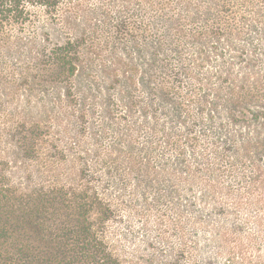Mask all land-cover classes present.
<instances>
[{"label": "rangeland", "instance_id": "rangeland-1", "mask_svg": "<svg viewBox=\"0 0 264 264\" xmlns=\"http://www.w3.org/2000/svg\"><path fill=\"white\" fill-rule=\"evenodd\" d=\"M250 2L60 0L0 33V102L42 126L33 182L92 187L123 264H264V0ZM215 24L227 36L197 43ZM69 39L76 74L50 78L39 52Z\"/></svg>", "mask_w": 264, "mask_h": 264}, {"label": "trees", "instance_id": "trees-1", "mask_svg": "<svg viewBox=\"0 0 264 264\" xmlns=\"http://www.w3.org/2000/svg\"><path fill=\"white\" fill-rule=\"evenodd\" d=\"M59 3L60 0H0V33L7 24L33 22L41 9L56 12ZM125 26L121 24L119 30ZM206 32L207 35L199 33L197 43L205 38L227 36L220 24L207 26ZM228 34L234 38L238 32L230 28ZM54 45L43 48L39 56L45 61L50 78L69 80L76 74L78 41L69 39ZM4 47L0 40L3 63ZM7 94L12 100L17 96ZM163 94L165 98L169 96L168 89L163 88ZM2 105L0 102V146L8 141L16 149L0 152V264H123L112 251L107 236V213L111 207L89 186L64 184L59 179L48 185L34 183V176L42 175L41 168L47 164L40 156L45 143L39 137L42 126L29 119L28 112H10ZM262 111L253 115L258 118ZM12 161L17 166L13 175L7 169ZM21 172L23 186L13 181Z\"/></svg>", "mask_w": 264, "mask_h": 264}]
</instances>
